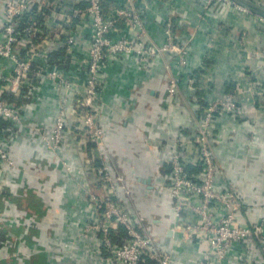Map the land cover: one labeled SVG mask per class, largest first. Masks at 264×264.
Here are the masks:
<instances>
[{
	"label": "built area",
	"instance_id": "built-area-1",
	"mask_svg": "<svg viewBox=\"0 0 264 264\" xmlns=\"http://www.w3.org/2000/svg\"><path fill=\"white\" fill-rule=\"evenodd\" d=\"M151 1L126 0L117 7L108 5L105 0H86L85 5H82L83 0H75L71 7H64L62 0L6 1L0 26V120L5 122L0 128V197L6 193L10 198L0 202V232L5 235L4 239L0 238V264H24L27 255L23 248L37 250L42 245L45 215L37 219L24 213L15 200L21 191L30 189L23 186L24 176L16 171L15 148L27 141L36 142L38 160L34 157L28 162L35 173H45L38 186L31 187L42 198L57 188L49 186L53 181L49 171H53L54 165L57 168L56 162L66 170L71 169L60 155L64 134L73 129L67 123V112L73 114L76 132L100 147L104 145V131L98 125L97 102L109 63L125 56L139 64L150 65L158 58L175 55V62L181 68L186 66L188 42L177 38L172 18L164 23V42L157 44L150 40L145 17ZM248 1L264 6V0ZM216 5L250 14L264 29L262 16L231 0L205 1V8ZM34 8L45 9L44 22L36 21L22 29V16ZM84 19H89L91 33L87 45L82 48L78 33L83 29ZM120 28L133 36H123ZM222 29L235 30L230 22ZM232 36L234 40L229 48L237 52L246 48L249 32L237 33L236 37L232 33ZM66 67L74 71L72 78L67 76ZM242 77L244 74L237 73L231 79L235 84L233 90L224 99L210 102L194 134L181 141L171 158L156 166L157 191L174 202L178 215L191 219L179 231L186 241L195 242L199 250L196 264H228L232 253L236 254L238 264H254L252 250L255 248L260 253L264 246V216L259 221L246 222L242 215L251 205L240 195L237 186L228 185L221 178L222 168L213 148L220 133L216 128L220 118L245 116ZM247 81L249 91L257 98L256 105H264L260 79L251 76ZM48 85L63 95L52 131L43 129L31 118L27 106L39 107L42 103L40 91ZM179 89V81L172 78L168 97L174 98ZM23 92L31 103L19 107L3 99L10 93L21 97ZM189 145L195 152L192 159L188 157ZM8 171L12 179L7 176ZM97 175V184L103 192L95 194L86 190L90 215L77 239L93 237L98 242V264H146L148 261L177 264L172 252L165 248L168 238L159 240L154 228L147 225L149 213H141L140 189L134 198L132 195L139 210L137 215L123 200V194L131 196L132 192L119 190L118 185L124 179L115 177L107 165L99 168ZM18 228L21 231L16 233ZM33 230L37 234L32 240L29 237ZM51 234L56 233L52 230Z\"/></svg>",
	"mask_w": 264,
	"mask_h": 264
},
{
	"label": "crops",
	"instance_id": "crops-1",
	"mask_svg": "<svg viewBox=\"0 0 264 264\" xmlns=\"http://www.w3.org/2000/svg\"><path fill=\"white\" fill-rule=\"evenodd\" d=\"M6 1L0 0V26ZM74 1L62 0V3L64 7H71ZM83 1L82 5H85L86 0ZM105 1L116 7L126 2ZM205 1H151L145 17L150 40L163 43L164 23L172 18L177 38L188 42L187 64L181 68L175 62V55L158 58L150 65L139 64L125 56L109 63L97 102L98 125L104 131L103 147L76 132L73 114L67 112V123L73 129L65 132L60 155L71 169L66 170L56 162L57 168L54 165L53 171H49L53 180L49 186L57 188L40 198L46 209H50L42 224V245L37 250L23 248L28 260L24 264H36L33 260L37 264H98V242L93 237L78 240L77 234L83 230L90 215L86 190L95 194L103 192L97 184V171L103 165L110 167L115 177L124 179L118 187L121 192H132L131 196L123 194V200L135 214L139 210L132 195L134 198L140 189L141 213H149L147 225L154 228L159 240L168 238L165 248L172 252L176 263L196 264L199 250L195 242L186 241L179 231L191 219L178 215L174 202L157 191L156 166L171 158L180 148L181 141L194 134L210 102L224 99L233 90L235 84L231 79L237 73L239 76L244 74L245 116L220 118L216 124L220 133L213 148L222 168L221 178L226 184L237 186L240 195L251 205L243 212V218L247 223L263 218L264 105H256L257 98L249 91L247 81L254 76L260 79L264 88L263 25L254 16L237 10L217 5L205 8ZM82 22L83 29L78 37L83 48L90 38L91 27L89 19ZM228 22L235 30H221ZM120 30L123 36H133L123 28ZM243 31L249 32L246 48L239 52L229 48L234 40L232 33L236 37ZM73 75L74 71L67 73L70 78ZM172 78L179 81L180 89L174 98H169L167 91ZM40 93L41 105L36 109L27 105L29 113L42 128L52 131L63 95L51 85L45 86ZM28 103L31 102L25 104ZM32 142L18 145L14 151L16 171L20 172L19 176H24L25 188L38 186L45 176L42 172L35 173L29 165L28 160L33 161L34 157L38 160L35 151L38 147ZM189 152L188 157L192 159L195 156L192 145H189ZM16 171L14 175H17ZM11 172L6 173L10 179L13 178ZM149 186L152 188L146 194ZM52 230L56 234H51ZM263 249L264 246L260 253L255 248L252 250L254 264H264ZM228 264H238L235 253L231 254Z\"/></svg>",
	"mask_w": 264,
	"mask_h": 264
},
{
	"label": "trees",
	"instance_id": "trees-1",
	"mask_svg": "<svg viewBox=\"0 0 264 264\" xmlns=\"http://www.w3.org/2000/svg\"><path fill=\"white\" fill-rule=\"evenodd\" d=\"M45 9L44 10H39L38 8H34V10H32L30 13H27L25 15L22 16L21 18V23H22V29H25L29 26V24L39 21L40 23L44 22V16H45ZM25 91V90H23ZM25 93L23 92V95L21 97H16L14 94H5L3 99L16 104L17 106H22L23 104H25L26 102L29 101V99L27 97H25ZM4 123L2 120H0V128H2L4 126ZM50 194V193H49ZM10 196L6 193H4L1 197H0V202L3 203L5 201V199H9ZM16 202L21 206V208L24 209V213H28L30 215H32L33 217H36L37 219H41L43 218V216H46V207L44 205V203L41 201V199L36 195V192L33 188L30 189H26L24 191H21L18 196L15 198ZM22 209V210H23ZM44 216V217H45ZM44 220V219H43ZM44 223V221H42V224ZM20 228L16 229V233L20 232ZM123 232L120 231L119 235ZM37 234L36 230L32 231V235L29 237L30 239L33 240L34 236ZM5 235H3L2 232H0V238L4 239ZM114 239L117 240V237L114 236ZM35 262L37 264L36 261H32ZM30 262V263H32ZM146 264H156L153 261H148Z\"/></svg>",
	"mask_w": 264,
	"mask_h": 264
},
{
	"label": "water",
	"instance_id": "water-1",
	"mask_svg": "<svg viewBox=\"0 0 264 264\" xmlns=\"http://www.w3.org/2000/svg\"><path fill=\"white\" fill-rule=\"evenodd\" d=\"M231 1L235 2L238 5L245 7L251 13H253L255 15L262 16L264 18V6L258 5L256 3L252 2V1H248V0H231ZM151 188L152 187L149 186L148 190L146 191V194L150 193Z\"/></svg>",
	"mask_w": 264,
	"mask_h": 264
},
{
	"label": "rangeland",
	"instance_id": "rangeland-1",
	"mask_svg": "<svg viewBox=\"0 0 264 264\" xmlns=\"http://www.w3.org/2000/svg\"><path fill=\"white\" fill-rule=\"evenodd\" d=\"M154 217V216H153Z\"/></svg>",
	"mask_w": 264,
	"mask_h": 264
}]
</instances>
